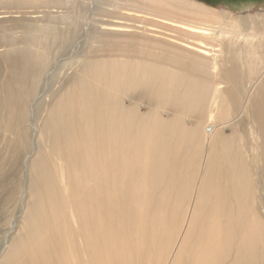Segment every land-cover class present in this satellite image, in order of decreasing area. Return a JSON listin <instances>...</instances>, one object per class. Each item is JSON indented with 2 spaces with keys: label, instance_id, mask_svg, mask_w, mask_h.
Segmentation results:
<instances>
[{
  "label": "bare ground",
  "instance_id": "bare-ground-1",
  "mask_svg": "<svg viewBox=\"0 0 264 264\" xmlns=\"http://www.w3.org/2000/svg\"><path fill=\"white\" fill-rule=\"evenodd\" d=\"M226 11L0 0V217L15 198L23 221L0 264H264V10ZM132 93L153 106L124 105ZM238 116L249 139L230 145L222 129ZM190 194L183 223L172 201ZM127 221L147 225L131 257L118 248Z\"/></svg>",
  "mask_w": 264,
  "mask_h": 264
},
{
  "label": "rangeland",
  "instance_id": "rangeland-1",
  "mask_svg": "<svg viewBox=\"0 0 264 264\" xmlns=\"http://www.w3.org/2000/svg\"><path fill=\"white\" fill-rule=\"evenodd\" d=\"M200 1L202 3H204V4H208V5L214 6V8L221 7L223 9H226L227 10L226 12L232 13L234 15H242V14L246 15L248 13H254L256 11L257 12H259V11L263 12V10H264V0H200ZM6 19H9V18H6ZM242 26H243L242 33L246 34V33H248L250 31V29H249L250 25L247 22H245V21L242 22ZM226 29H230V26H228ZM49 71L50 70L48 68L47 72H49ZM46 87L48 88V84L46 83V84L42 85V82H41L38 85L37 95H39V93L41 91H44L46 89ZM39 98H41V97L38 96V99ZM44 100L41 101V102L44 103V102L48 101V99H44ZM122 101H123L124 105H127L129 107H131L132 104L136 103L137 105H139V110L142 113L147 112L148 109L153 106L152 102H149L146 99H140L137 93L136 94H134V93L129 94V96L128 97L126 96L124 99H122ZM161 115L163 116V111L161 112ZM169 116H170V114H169ZM238 117H239V120H238L239 126L238 127H234L231 124V122H230L229 124L224 126L223 129H222L224 139H226L227 143H229L230 145H233L234 141H235V145H236L237 144L236 141H238L237 139H238L239 136H241L243 138L246 137V138L249 139L248 131H246L247 130V126H246L247 125L246 124L247 120L243 116H238ZM30 134H31V128H30V125H29V126H27V129H26V137L28 139V141L26 143L27 144V149H26L27 152L30 150V146H31V141L29 140ZM3 136H5V139H7L9 137L8 133L3 134ZM39 144H40V146L43 145L42 148L47 151V148H46V145L44 144V142H43V144L41 142H39ZM32 147H33V150H34L33 151V154H34L35 149L38 150L37 143L34 142V145ZM0 151L1 152L3 151V155L2 156L6 155L5 145H3L1 143V140H0ZM26 154L23 152L22 153V157L20 156V159H24ZM24 161L22 160L21 166H20V170H22V171L19 172V174H18V178H19V180L21 179V181L25 178V174L23 173V169L25 167L24 165H25L26 162H24ZM23 162H24V165H23ZM250 163H251V159H250ZM1 165H3V164L1 163ZM20 188L22 190V187H20ZM100 192H105V193L111 194V193H113V190L111 191L110 189H105L104 191H100ZM19 195H20V193L18 192L17 193L18 199H19ZM191 198H192V194H190L189 197L180 198V199H176V201H172V203L174 204V207H176L177 209H181L180 211L183 214V220H184L183 223H189L188 220H186V218H187V216L189 214L188 213L189 208L192 207V205L189 204V201L191 200ZM181 201H184L183 205H179ZM15 204H16V206H15ZM106 204H104L103 207L100 208L101 209V213H102V215L104 213L108 217L113 218L112 208L107 206ZM139 204H141V203L139 202ZM14 206H15V211L13 212ZM133 208L135 210L139 211V210H141L142 207L136 205ZM156 209L158 211H161V208L159 206H157ZM94 210L95 209H93V208H89V210L87 212V216H89L92 213V211H94ZM6 211H4V213L2 212L3 215L0 217V252L3 249V247L9 241H11V238L15 235V233L18 230V226L21 224V222H23V221H21V218L16 219V216H17V214L20 211L19 200H17V203H16L15 202V198H14V202L12 204V208L10 207L9 211L8 212H6ZM148 216H150V217H148L149 219L157 218L156 222H157V224H159V227L161 228V230H162V226L167 224V222H160L158 214H154V215L150 214ZM3 218H6L5 219L6 222H3ZM122 218L126 220L125 216L122 217ZM98 222H100V221L95 220V221H93V222H91L89 224L90 229L93 230L94 232H96L98 230V228H99V223ZM127 223H128V221H127ZM138 224L139 223H135V222H132L130 224L128 223V225L125 226L123 228L122 232H121V238H122L123 242H121V244L118 246V248H120L121 250L126 252V255L130 256V257H131V254L129 253V251H131L132 249H134L136 247H140V246H138V244H139V234L144 232L146 230V228H147L146 224L145 225H142V224L138 225ZM14 225H15L14 230L10 231L11 227H13ZM182 225L180 224V226H178V229L181 228V229H179L180 231L176 228L175 225L170 229V234H171V236H173V238L171 240L172 243L168 244V248L170 250L166 254L168 258L173 257L174 256V250L177 247H180V244H179V241H178V238H179L178 235H180L182 230H183L184 224H182ZM175 230H178L179 232L176 231V234H175ZM78 246L79 245H77V248H78ZM190 246L193 247V246H195V244H190ZM140 248L144 249V246L140 247ZM16 253H17V255L19 254V252H16ZM137 254L139 256H141L139 254V252H137ZM22 258H24V255H23ZM25 258L27 259L26 256H25ZM230 259H232V258H230ZM29 260H31V258H29ZM168 264H171V262H168Z\"/></svg>",
  "mask_w": 264,
  "mask_h": 264
}]
</instances>
